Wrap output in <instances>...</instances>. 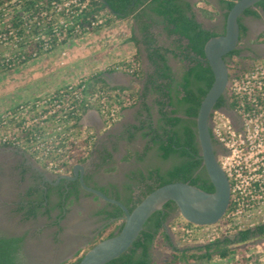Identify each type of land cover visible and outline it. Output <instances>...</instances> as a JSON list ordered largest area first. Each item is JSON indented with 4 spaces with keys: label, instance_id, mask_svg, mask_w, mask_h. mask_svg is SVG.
<instances>
[{
    "label": "trees",
    "instance_id": "obj_1",
    "mask_svg": "<svg viewBox=\"0 0 264 264\" xmlns=\"http://www.w3.org/2000/svg\"><path fill=\"white\" fill-rule=\"evenodd\" d=\"M53 1L60 2V0ZM219 1L224 5V16L226 17L234 2L238 0ZM50 2L51 0H0V74L42 57L45 54L42 49L44 42L50 45V50L55 48L57 41L50 37L51 32L45 17H40L42 13L49 14ZM258 10L264 13V0L246 9L242 16L258 19L260 17ZM100 11H107L114 19L134 18L138 22L146 20V25L141 26L140 32L143 34L147 59L153 71L146 75L140 95L136 89L110 86L101 74L86 78V99L93 95H98V97L94 103H87V106L82 108V114L87 110H94L102 118L103 124L107 126L108 121L104 119L105 114L100 108V100H105L108 108L117 106L122 112L133 107L138 99L143 100L145 96L147 99L149 95H152L158 115L155 126L152 124L150 108L147 104L146 106L141 104L146 120L135 128L134 132H141L142 139L146 140L145 151L154 148L160 159H175L174 164L165 172L159 169H149L146 175H140L138 183L144 187L143 190L137 195L129 194L122 204L131 212L145 196L156 188L177 182L187 183L203 192L212 193L213 187L206 177L199 157L195 118L200 102L213 81L211 70L204 57L203 47L211 37L217 34L204 30L195 20L192 6L179 0H95L90 3L85 16H91ZM204 14L207 15V13ZM109 24L110 20H107L104 26ZM153 27H160L166 37L174 39L173 49H166L158 44V40L151 32ZM40 32H42V38L38 36ZM245 34L246 29L240 24L239 18V40ZM254 43H264V32L256 37ZM239 53L240 51L235 49L224 57V59L228 58V61H225L228 79L239 75L256 62L253 58L239 56ZM167 54H171L174 58L180 57L184 61L183 68L177 77L168 66ZM131 60L137 61L135 57ZM119 65L125 68L130 65V60L120 62ZM140 76V71H138L132 77L140 78ZM109 91L114 93L113 96L106 95ZM125 99L132 100L128 108L122 106ZM225 105L226 100L221 97L214 109ZM231 106L232 104L228 105L229 108ZM79 119L80 116L76 118L78 121ZM142 157L143 155L138 156V160L140 161ZM86 160V158L77 157L75 162L83 165ZM198 170L199 172H196ZM61 182L65 183V180ZM84 183L87 185L85 181ZM68 188L70 191L66 193L64 199L57 203V207L69 196L76 195L80 185L76 181L68 183ZM26 197L34 199L28 201L27 206L24 204L20 206L19 212L26 209L25 216L33 217L43 209L41 214L46 216L49 214V210L43 206L45 197L39 192L37 186L32 187ZM228 209L229 206L225 212ZM174 211L176 207L172 202L165 203L146 221L143 230L131 247L106 264H155L151 260V250L157 246V241L169 242V235L164 230V224ZM106 217L108 220H119V225L113 226L111 230V225L108 226L93 243L88 245L86 251L96 243L112 237L121 229L123 212L118 207L112 205V211ZM222 219L223 217L217 223H220ZM180 223L194 227L180 216L171 220L166 227L171 230ZM256 237H264V224L256 226L253 230L235 232L231 239L228 237L216 239L199 247L196 251L173 249L170 257L160 264H208L213 254L221 259L226 258L233 254L235 250L232 247L233 244L244 245ZM20 242L21 238H0V264H18L17 252ZM83 254L74 260L60 264H78ZM243 261L246 260L242 259Z\"/></svg>",
    "mask_w": 264,
    "mask_h": 264
},
{
    "label": "built area",
    "instance_id": "obj_2",
    "mask_svg": "<svg viewBox=\"0 0 264 264\" xmlns=\"http://www.w3.org/2000/svg\"><path fill=\"white\" fill-rule=\"evenodd\" d=\"M92 1L51 0L49 14L40 17H45L50 37L57 41L55 47L68 46L71 40L101 28L107 18H112L107 11L85 16ZM38 36L42 38V32ZM42 49L45 54L52 51L47 42ZM61 58L63 66L67 53L63 52ZM129 60V66L122 68L118 63L111 69L133 76L140 68L137 61ZM86 80L67 82L49 94L1 111L0 147L18 152L52 178L71 175L77 157L87 159L94 141L92 131L83 122L88 110L82 114V108L94 103L98 95L86 99ZM225 98L232 106L228 114L212 112L209 133L217 162L229 183V209L220 223L211 226H174L171 231L182 243L196 237L199 243L208 244L264 224V62L256 61L229 78ZM131 104V99H125L122 106L128 108ZM99 105L108 121L104 126L114 125L121 115L119 108H108L103 99Z\"/></svg>",
    "mask_w": 264,
    "mask_h": 264
},
{
    "label": "crops",
    "instance_id": "obj_3",
    "mask_svg": "<svg viewBox=\"0 0 264 264\" xmlns=\"http://www.w3.org/2000/svg\"><path fill=\"white\" fill-rule=\"evenodd\" d=\"M179 1L192 6L194 18L204 30L214 32L217 36L223 33L224 5L219 0ZM130 22L132 25L130 36L124 43L131 54L130 57H135L140 63V78L119 72L98 74H101L110 86L131 87L138 90V95H140L143 90L144 79H146L147 74L152 73L153 69L148 62L146 45L143 43V34L140 32L141 26L146 25V20L143 19L138 22L132 18ZM240 24L246 29V34L238 43L237 50L242 51L239 56L253 59L258 57L260 61H263L264 43L256 44L254 40L260 33L264 32V28L258 31L253 30L254 23L251 17L241 16ZM158 29L162 32L160 27ZM158 29L155 31V27H153L151 30L156 39L157 33L161 34ZM158 44L168 49L159 40ZM167 59L170 68L172 59L179 60L184 65V61L180 57L174 58L171 54H167ZM171 70L173 72L172 68ZM141 104L145 106L147 104L150 108L152 124L155 126L158 119L156 107L154 103L152 106L147 103L146 96L143 100L138 99L133 107L123 110L119 120L110 127L104 126L101 117L94 110H88L83 116L84 124L93 131L95 136L90 152L91 157H88L85 164L82 165L86 171L84 176L86 186L102 192L109 198H118L117 201L121 203L129 194L137 195L144 188L138 183V179L140 175H143L140 169H143L146 164H143L142 161L146 159V154L150 149L145 151L146 140L142 139L141 132H134V129L146 120ZM153 112L156 114L154 120L152 118ZM115 131H122L123 133L115 136ZM130 136H132L131 139ZM128 155L129 158L126 159ZM141 155L143 157L139 161L138 156ZM46 209L49 210V214L53 215V219L50 222L41 220L36 223L33 232L38 237L39 242L46 245L45 248L36 249V253L45 261L55 259L56 263L54 264L76 259L85 253L88 245L93 243L108 226L111 225V230L113 226H118L120 223L119 220H108L106 217L112 211V205L84 191L81 187L76 195L69 196L58 207L56 203ZM165 243H169V246L173 247L170 237L169 242L165 241ZM39 257L35 259H40Z\"/></svg>",
    "mask_w": 264,
    "mask_h": 264
},
{
    "label": "rangeland",
    "instance_id": "obj_4",
    "mask_svg": "<svg viewBox=\"0 0 264 264\" xmlns=\"http://www.w3.org/2000/svg\"><path fill=\"white\" fill-rule=\"evenodd\" d=\"M258 11L260 13V18H252L254 23L253 30L255 31L264 28V13L260 10ZM107 20H110L108 26H102L97 31L81 35L71 40L66 47H55L51 52L44 54L36 60L0 74V112L20 102L49 94L57 87L73 80L89 78L95 75V73H117L115 70L111 69V67L133 57H130L131 54L129 50L126 49L127 47L124 43L130 36L132 26L130 21L132 18H107ZM157 29L158 27H155V31ZM159 32L161 34L157 33V40L168 49H173V39L166 37L160 30ZM253 50L255 49L253 48ZM63 52L67 53V58L64 60L65 64L62 66L60 62L62 61L61 54ZM254 56L257 55L254 54ZM257 58L258 57L254 60L260 61L259 58ZM262 62H264V60ZM170 63L174 75L176 77L179 76L183 68L182 62L172 59ZM138 64L140 68V63L138 62ZM223 97L225 98V93ZM146 100L149 105H153L152 95H149ZM152 118L153 120L156 118L155 112L152 113ZM121 132L115 131L114 135H122L123 132ZM89 157H91V153ZM19 159L20 157H15L12 154L0 151V195L7 200L13 197L10 193L11 190L9 192V186L13 188V190L17 189L21 191L25 189L30 182L27 176L25 179L17 180L18 167H20L22 163V160ZM148 162L146 165H148ZM155 165H160L158 159ZM37 169L41 168L37 167ZM178 216L177 210L174 211L164 224V230L168 233L173 247L171 248L169 243L167 244L165 241H157V246L152 248L151 257L155 264H160L167 260L173 249L196 251L199 247L207 244L204 241L203 243H199L196 237L190 239L188 242L182 243L178 234L167 229V224ZM41 220L46 221V218L42 217L38 219V221ZM232 237L233 235L229 238L231 239ZM219 239H222V236ZM45 246L42 247L45 248ZM232 247L235 249L232 255L221 259L216 254H213L208 264H264V237L253 238L244 245L233 244ZM36 252V250H32L30 247L26 251L30 256L32 255L33 261H41L42 259ZM36 257L40 259H35ZM242 259L246 261L242 262Z\"/></svg>",
    "mask_w": 264,
    "mask_h": 264
},
{
    "label": "water",
    "instance_id": "obj_5",
    "mask_svg": "<svg viewBox=\"0 0 264 264\" xmlns=\"http://www.w3.org/2000/svg\"><path fill=\"white\" fill-rule=\"evenodd\" d=\"M262 0L235 1L225 17L224 31L211 37L203 47L205 60L211 70L213 81L202 98L195 118L196 142L202 167L213 187L206 193L187 183H170L156 188L145 196L129 212L119 201L85 185L84 167L75 164L71 175L60 176L56 182L77 180L81 189L98 197L123 212L122 227L112 237L96 243L81 257L78 264H106L125 253L137 239L150 216L167 202H172L178 215L194 226H211L224 215L229 204V183L219 167L209 133V121L214 106L223 97L227 84V67L224 57L237 49L239 43V18L246 9Z\"/></svg>",
    "mask_w": 264,
    "mask_h": 264
},
{
    "label": "flooded vegetation",
    "instance_id": "obj_6",
    "mask_svg": "<svg viewBox=\"0 0 264 264\" xmlns=\"http://www.w3.org/2000/svg\"><path fill=\"white\" fill-rule=\"evenodd\" d=\"M240 53H242V51H240ZM225 61H228V58H226ZM214 111H220L228 114L229 107L227 102L225 106L214 109ZM0 151L12 154L15 157H20L22 163L20 164L21 166L18 167L17 180L25 179L27 176V179L30 181L28 186L21 191H18L17 189L13 190V188H10L9 186V192L11 190L10 193L13 196L11 199H8L9 201L0 195V238H21L20 248L17 252L18 264H54L56 263L55 259L35 262V260L33 261V258L31 257L32 255L30 256V254L26 253L29 247L36 250L39 249V247L45 246V244L39 242V239L36 237L33 230L39 218L45 217L46 222H50L53 219V215H41L40 213L43 212V209H41V211H38L33 217H26V209L21 212H19L18 209L23 204L27 206L28 201L34 199L33 197H26V194L34 186H37L39 188V192H41L45 197L43 206H45V208H50L60 200L64 199L66 193L70 191L68 183L76 182L77 180L65 181V183L61 181L56 182L57 178L52 179L41 169H37V167H35L18 152L3 147H0ZM214 153L216 156L217 150L215 148ZM157 159L160 161V165L156 166L155 163ZM147 162L148 165H146L143 169H140L143 175L146 174L149 169H159L161 172H165L174 164L175 159L169 158L167 160H162L157 156L156 150L152 148L147 152L146 159L142 161L143 164H147ZM85 172L86 171H83V180ZM196 172H199V170Z\"/></svg>",
    "mask_w": 264,
    "mask_h": 264
}]
</instances>
